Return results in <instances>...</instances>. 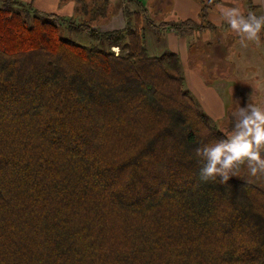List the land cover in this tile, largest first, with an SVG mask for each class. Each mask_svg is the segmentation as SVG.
Wrapping results in <instances>:
<instances>
[{
	"label": "trees",
	"instance_id": "trees-1",
	"mask_svg": "<svg viewBox=\"0 0 264 264\" xmlns=\"http://www.w3.org/2000/svg\"><path fill=\"white\" fill-rule=\"evenodd\" d=\"M197 1L199 21L160 26L215 30L224 1ZM246 3L241 33L264 35ZM123 12L103 31L0 0V264H264V188L234 176L179 56L150 54L147 11Z\"/></svg>",
	"mask_w": 264,
	"mask_h": 264
},
{
	"label": "rangeland",
	"instance_id": "rangeland-1",
	"mask_svg": "<svg viewBox=\"0 0 264 264\" xmlns=\"http://www.w3.org/2000/svg\"><path fill=\"white\" fill-rule=\"evenodd\" d=\"M22 1L25 2L26 0ZM34 1L30 4L36 7ZM84 1L88 5L87 10L89 12L95 10L97 13L102 9H106V14H97L91 20L93 14L83 15L79 11L80 6L77 0H39L41 2L40 6L46 9L44 11L75 18L77 21L90 20L93 27L99 30L120 26L121 0ZM104 1L107 7H105ZM36 3L38 5V1ZM125 8L133 10L135 6L129 4ZM238 10H241V8ZM148 18L151 21L157 20V17L153 15L151 17L149 15ZM237 29L241 33L242 30L239 24ZM245 33L240 34L241 40H247L248 43L236 47L234 45L228 58H218L222 56L221 51L215 52L211 48V52L207 53L208 55L203 62V68L202 63L197 61H194V65L203 70V74H205L208 81L212 80L216 84L226 83V85H218L225 102V116L219 118L218 121L211 119L221 131L227 134L233 144L234 176L264 188V35L259 32ZM68 36L78 43L91 44L86 35L68 33ZM157 38L159 41H157ZM166 40V31L153 32L148 30L145 34L146 46L151 55H160L167 52ZM114 51L119 52V48H114ZM193 52H195V49L192 50ZM193 58H196V56L194 55ZM208 64H215L216 66L209 67ZM234 66H237L236 69ZM182 71L184 74L183 67ZM188 89L191 92V89ZM192 97L199 104L196 95L192 94Z\"/></svg>",
	"mask_w": 264,
	"mask_h": 264
},
{
	"label": "crops",
	"instance_id": "crops-1",
	"mask_svg": "<svg viewBox=\"0 0 264 264\" xmlns=\"http://www.w3.org/2000/svg\"><path fill=\"white\" fill-rule=\"evenodd\" d=\"M26 1L32 3L34 0ZM37 1L38 5H36ZM251 1L257 8V13L264 20V0ZM34 2V5L38 9L46 10L40 6L41 2H39V0H35ZM121 2V13L119 14L121 18L120 26L118 28L103 29V31L122 30L125 28L126 19L123 11L124 7L127 5L129 6V4H133L135 6L133 10L142 11L145 9L148 13V16H156L157 20H153V23L157 28L152 29L149 27H144L145 34L148 30L153 32H167L166 47L168 51L176 53L179 56L181 67H183L184 70V77L187 87L191 89L193 95H196L200 106H202L204 111L213 120L218 121L219 118L224 117L226 113V107L218 85H226V83L223 82L216 84L215 82H212V80L208 81L205 77V74H203V70L194 65V61L202 63L201 66L203 68V62L208 55L207 53H210V48H215V50L218 48H224L226 50L224 57L228 58L233 51L234 45L236 47L238 45H246V43H248L247 40H241L242 37L238 38L240 35L237 29L238 14H241L247 10L246 0H231L228 1L229 3L224 0L222 4L216 5L209 11L208 14V21L215 26V30L205 29L201 32L196 31L192 36L189 37L179 36L173 30L164 29L160 26V24L184 20L199 21L201 12V5L199 1L121 0ZM240 8L241 10L237 11V9ZM157 41H159L158 38ZM193 49H195V52L192 53ZM194 55L196 58H193Z\"/></svg>",
	"mask_w": 264,
	"mask_h": 264
}]
</instances>
